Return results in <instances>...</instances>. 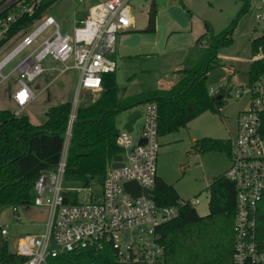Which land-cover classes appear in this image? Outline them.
I'll list each match as a JSON object with an SVG mask.
<instances>
[{"label": "built area", "instance_id": "built-area-1", "mask_svg": "<svg viewBox=\"0 0 264 264\" xmlns=\"http://www.w3.org/2000/svg\"><path fill=\"white\" fill-rule=\"evenodd\" d=\"M46 1L0 0V49L15 35L31 28L0 59V84L12 73L17 74V87L10 94L18 109L16 115L46 87L48 72H79L60 158L53 168L40 173L33 187L32 205L47 209L44 228L37 234L22 235L16 250L9 251L24 257L17 264H54L56 258L73 251L93 255L107 252L116 264H164L158 227L177 217L181 206L194 207L199 199L178 198L168 205L156 201L160 143L154 102H145L143 108L136 106L141 110L143 125L140 130L134 126L135 137L123 124L118 128L115 141L122 165L112 168L111 161L97 184L98 190L93 184L83 186L84 196L78 200V189L64 184L68 144L79 104L77 95L81 90L100 91L102 74L115 71L116 37L134 27L129 0H95L83 17H72L71 31L65 33L53 16L43 14ZM263 5L264 0H260L263 14L257 18L261 20ZM255 39L260 43L253 49L250 66L256 62L263 66L252 82L248 74L245 86L235 91V97L246 95L247 105L238 115L236 135L231 139L230 166L225 174L236 189L232 264H264V34ZM29 46L32 50L9 73L2 74V67ZM46 59L63 66L46 65ZM220 90L208 88L209 94ZM128 181L140 186L139 196L125 189ZM145 189L154 191V198L143 193ZM13 209L16 211V207ZM7 234V227H0V235Z\"/></svg>", "mask_w": 264, "mask_h": 264}, {"label": "rangeland", "instance_id": "rangeland-1", "mask_svg": "<svg viewBox=\"0 0 264 264\" xmlns=\"http://www.w3.org/2000/svg\"><path fill=\"white\" fill-rule=\"evenodd\" d=\"M95 0H47L44 15L55 18L62 33L71 31L72 17H83L88 7ZM173 0H155L157 10ZM150 0H129L130 14L135 27H142L145 22L144 11ZM260 0H183L189 17V26L185 29L170 24L167 29L162 51L158 50L159 32L147 33L135 46L119 45L117 54L122 61L123 97L139 94L144 91L169 88L183 74L180 71L193 67H202L204 60L214 53L211 43H217L216 56L209 62L205 75L207 88L221 89L223 97L218 111H205L189 121L177 131L160 135V148L157 157V176L171 184L179 199L190 201L198 198L194 205L201 216L208 213L210 193L208 185L215 177L226 174L230 166V156L226 150H207L199 152L194 149V141L202 137L215 139H233L236 135L237 116L247 105V97H235V91L243 88L248 80L251 58L254 55L251 41L264 34V20L258 19L263 14ZM166 17H160L162 24ZM31 28L18 33L1 49L0 59L4 57ZM46 30L42 37L46 35ZM231 39L227 45L217 42L219 35ZM211 35V37H210ZM25 47L1 69L2 74L9 73L14 66L32 50ZM46 65L62 67L59 62L46 59ZM48 72L46 87L38 91L36 97L19 115L27 114L33 124H41L46 116L45 111L52 105L73 101L78 83L79 72L68 69ZM17 74L12 73L0 84V109L18 111L10 94L17 87ZM42 86H44L42 84ZM230 89V92L227 91ZM98 92L81 90L78 102L94 99ZM144 102L137 106L143 108ZM125 112L117 114V127L124 123ZM143 120L135 122V129L140 130ZM65 185L78 189V200L84 196L83 185L79 182ZM98 190V182H92ZM0 207V227H7L6 236L10 250H16V242L24 234L40 233L47 218L44 206L30 205ZM20 218V219H19Z\"/></svg>", "mask_w": 264, "mask_h": 264}, {"label": "trees", "instance_id": "trees-1", "mask_svg": "<svg viewBox=\"0 0 264 264\" xmlns=\"http://www.w3.org/2000/svg\"><path fill=\"white\" fill-rule=\"evenodd\" d=\"M217 42L229 44L231 39L219 35ZM259 39L251 41L256 49ZM214 53L202 67L180 71L183 74L169 88H158L122 97L117 104L115 71L102 74L98 95L77 105L68 144L64 182H79L83 186L101 182L113 156L120 152L115 138L118 133V109L133 103L154 102L158 111V135H165L186 124L205 111H218L223 91L209 94L205 75L216 56L217 43H211ZM259 62L249 69L252 82L262 69ZM71 101L48 107L45 120L33 124L26 114L16 115L10 109H0V207L26 206L33 203V187L40 173L53 168L60 158L64 130L71 113ZM199 152L226 150L230 155L231 139L212 137L196 139ZM156 201L168 205L178 195L174 187L157 177ZM208 213L201 216L194 207L181 206L177 217L158 227L164 247V264H232L233 223L235 216L234 183L225 174L212 179ZM24 257L9 251L7 238L0 235V264H17ZM54 264H116L107 253L93 255L73 251L59 256Z\"/></svg>", "mask_w": 264, "mask_h": 264}, {"label": "water", "instance_id": "water-1", "mask_svg": "<svg viewBox=\"0 0 264 264\" xmlns=\"http://www.w3.org/2000/svg\"><path fill=\"white\" fill-rule=\"evenodd\" d=\"M262 8L264 9V5ZM155 15H156L155 3L154 0H150L147 7V11L145 12V16L147 18L145 27L143 28L133 27L131 29L126 30L122 34L117 35L116 54H115V65H116L115 82L118 86H121L123 83L122 61L119 55L117 54V48L119 47V45L127 46V47L138 45L142 41L141 40L142 32L150 33L154 31H158L159 39L157 41V47L159 51H162L165 43L167 29L170 24L174 23L183 29L187 28L189 25V17L186 10L178 4H170L159 12V15H166L168 17L169 21L167 23H162V24L159 23L156 25ZM262 29L264 30V26L262 27ZM123 93H124V89L121 86L120 89L117 91V104H120L121 99L123 97ZM137 105L138 103H133L118 109V112H125L123 128H125L128 131L133 130L135 122L141 117V110L139 108H136ZM132 135L135 137L136 131H132ZM140 141L144 142L145 140L143 139ZM121 158L122 157L120 154L113 156L111 167L115 168L121 166L122 165V163H120ZM124 187L128 192H130L134 196H139L141 194V188L136 181L125 182ZM143 193L150 194L148 196L154 198V191H148L145 189L143 190Z\"/></svg>", "mask_w": 264, "mask_h": 264}, {"label": "flooded vegetation", "instance_id": "flooded-vegetation-1", "mask_svg": "<svg viewBox=\"0 0 264 264\" xmlns=\"http://www.w3.org/2000/svg\"><path fill=\"white\" fill-rule=\"evenodd\" d=\"M154 3H155V13H156V15H155V24L157 25V24H159V21H160V17H166V20H164L163 21V23H167L168 21H169V19H168V17L166 16V15H159V12L160 11H162L165 7H167L168 5H170V4H178V5H180V6H182L183 8H184V5H183V0H173V1H171V2H169V3H167L165 6H163L162 8H160L159 10H157V5H156V2H155V0H154ZM185 9V8H184ZM147 11V9L144 11V15H145V12ZM186 12H187V10H186ZM146 21H147V18H146V16H145V22H144V25L142 26V27H135L134 26V28H143V27H145V25H146ZM148 32H142L141 33V39L143 38V36L144 35H146ZM239 113H240V111H239ZM239 113H238V115H239ZM237 119H238V116H237Z\"/></svg>", "mask_w": 264, "mask_h": 264}, {"label": "crops", "instance_id": "crops-1", "mask_svg": "<svg viewBox=\"0 0 264 264\" xmlns=\"http://www.w3.org/2000/svg\"><path fill=\"white\" fill-rule=\"evenodd\" d=\"M189 26V25H188ZM10 98H11V96H10ZM12 99V98H11ZM13 101V100H12ZM14 104V103H13ZM24 109V108H23ZM23 109H22V111H23ZM27 115V114H26ZM28 116V115H27ZM29 117V116H28Z\"/></svg>", "mask_w": 264, "mask_h": 264}, {"label": "snow or ice", "instance_id": "snow-or-ice-1", "mask_svg": "<svg viewBox=\"0 0 264 264\" xmlns=\"http://www.w3.org/2000/svg\"><path fill=\"white\" fill-rule=\"evenodd\" d=\"M21 95H23V94H21Z\"/></svg>", "mask_w": 264, "mask_h": 264}]
</instances>
